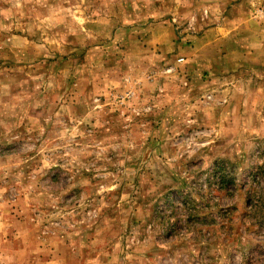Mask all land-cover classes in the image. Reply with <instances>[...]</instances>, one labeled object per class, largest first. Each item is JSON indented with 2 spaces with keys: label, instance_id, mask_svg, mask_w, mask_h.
<instances>
[{
  "label": "rangeland",
  "instance_id": "rangeland-1",
  "mask_svg": "<svg viewBox=\"0 0 264 264\" xmlns=\"http://www.w3.org/2000/svg\"><path fill=\"white\" fill-rule=\"evenodd\" d=\"M0 264H264V0H0Z\"/></svg>",
  "mask_w": 264,
  "mask_h": 264
}]
</instances>
